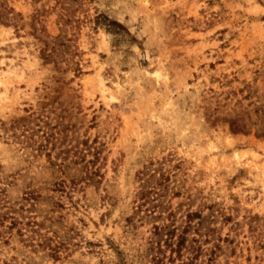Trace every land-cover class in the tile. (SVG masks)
I'll use <instances>...</instances> for the list:
<instances>
[{
	"label": "rangeland",
	"instance_id": "rangeland-1",
	"mask_svg": "<svg viewBox=\"0 0 264 264\" xmlns=\"http://www.w3.org/2000/svg\"><path fill=\"white\" fill-rule=\"evenodd\" d=\"M161 223L264 264V0H0V264H152Z\"/></svg>",
	"mask_w": 264,
	"mask_h": 264
},
{
	"label": "trees",
	"instance_id": "trees-1",
	"mask_svg": "<svg viewBox=\"0 0 264 264\" xmlns=\"http://www.w3.org/2000/svg\"><path fill=\"white\" fill-rule=\"evenodd\" d=\"M151 240L152 264H193L192 258H181V248L185 246L184 232L176 233V228L168 223L154 224ZM176 236V237H175ZM180 260L179 263L176 260Z\"/></svg>",
	"mask_w": 264,
	"mask_h": 264
}]
</instances>
